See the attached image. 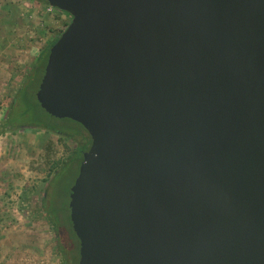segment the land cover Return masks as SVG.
<instances>
[{
	"label": "water",
	"instance_id": "obj_1",
	"mask_svg": "<svg viewBox=\"0 0 264 264\" xmlns=\"http://www.w3.org/2000/svg\"><path fill=\"white\" fill-rule=\"evenodd\" d=\"M35 92L91 143L78 264H264V0H45Z\"/></svg>",
	"mask_w": 264,
	"mask_h": 264
},
{
	"label": "rangeland",
	"instance_id": "obj_2",
	"mask_svg": "<svg viewBox=\"0 0 264 264\" xmlns=\"http://www.w3.org/2000/svg\"><path fill=\"white\" fill-rule=\"evenodd\" d=\"M43 6L0 0V264H62L60 243L71 251L70 264H78L79 242L71 224L67 220L63 230L69 245L65 234L59 240L54 233L42 204L51 203L69 219L70 188L80 158L72 157V149L90 136L78 122L49 115L31 95L39 85L35 66L71 20L58 8L44 13ZM25 86L27 101L25 88L19 91ZM24 106L31 114L20 115ZM34 115L49 119L60 134L32 124Z\"/></svg>",
	"mask_w": 264,
	"mask_h": 264
},
{
	"label": "trees",
	"instance_id": "obj_3",
	"mask_svg": "<svg viewBox=\"0 0 264 264\" xmlns=\"http://www.w3.org/2000/svg\"><path fill=\"white\" fill-rule=\"evenodd\" d=\"M39 1H43V2H46L45 0H39ZM59 36L55 37L49 44L48 48H47V52H46V55L45 57L42 59V63H39L37 64V66H35L34 68V75L37 77L38 79V84L40 83V80L42 78V75H43V72H44V66L46 64V60H47V55H48V52H49V48L50 46L57 40ZM33 79V76H31L29 78V83L30 81ZM25 88V91L23 93V99L24 101L26 100L27 101V95H28V91H27V88L26 86L25 87H22L19 89V91L21 92V90ZM38 88V86H37ZM37 90V89H36ZM18 91V92H19ZM31 95L36 99V96H35V93H31ZM15 100L11 103V107L14 105L15 103ZM37 100V99H36ZM18 112L20 113L21 116L23 115H27V114H31V108L30 107H25L24 106V109L20 108L18 110ZM49 121V119H47ZM48 121H44V120H41L40 118H37L35 115L33 116V119L31 120V123L32 124H36V125H40L42 126L43 128H45L46 130L48 131H51L53 133H56V134H60L61 131H58L56 130V128L54 127V125L50 124ZM90 143H91V139L89 140L88 143H84V142H80V144H78L73 150V158H76L77 157V154L80 156L79 158V163L80 164V161L82 159V155H83V151L84 150H87L88 147L90 146ZM84 146V147H83ZM65 162V161H64ZM42 207L46 213V219L49 221V223L51 224V227L52 229L54 230V233L56 234V236H58V239L60 240L61 238L64 237L63 234H65V239L66 240H70V238L68 237L67 233H65L63 230H66V223H67V220L68 222L71 224V221H70V218L68 219L67 217L65 216H62L61 213H60V209H58L56 206L52 205L51 203L49 202H46L44 204H42ZM66 218V219H65ZM70 230L74 233L73 229H72V226L70 225ZM67 231V230H66ZM75 238L78 241V238L76 237L75 235ZM62 240V239H61ZM64 240V239H63ZM65 240V241H66ZM69 245L71 244L70 241L68 242ZM63 244L60 243V245H58V249L60 250V252L64 255V258H63V261H62V264H70V253L71 251L68 249L67 251L63 248ZM68 257V258H67Z\"/></svg>",
	"mask_w": 264,
	"mask_h": 264
},
{
	"label": "built area",
	"instance_id": "obj_4",
	"mask_svg": "<svg viewBox=\"0 0 264 264\" xmlns=\"http://www.w3.org/2000/svg\"><path fill=\"white\" fill-rule=\"evenodd\" d=\"M31 1H33L34 4H35L37 7H39L40 4H41V2H43V1H39V0H31ZM43 3H44V6H43L42 9L44 10V13H51V12H53L54 10H56L55 7L49 5L47 2H43Z\"/></svg>",
	"mask_w": 264,
	"mask_h": 264
}]
</instances>
